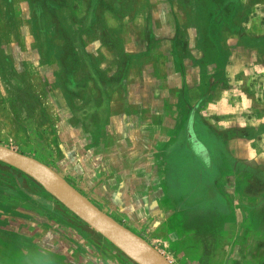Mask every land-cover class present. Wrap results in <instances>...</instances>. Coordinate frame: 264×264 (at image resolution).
I'll return each mask as SVG.
<instances>
[{
  "label": "rangeland",
  "instance_id": "374dc122",
  "mask_svg": "<svg viewBox=\"0 0 264 264\" xmlns=\"http://www.w3.org/2000/svg\"><path fill=\"white\" fill-rule=\"evenodd\" d=\"M93 37L102 39L97 48ZM105 56L107 64H119L112 80L121 83L118 90L134 66L133 85L155 97L143 100L138 119L130 117L137 126L122 133L107 129L108 95L87 98L90 73L101 83L108 79L103 68L89 67ZM121 135L137 145V173L144 186L149 181L145 192L155 190L152 170L165 175L160 194H123L126 171L133 181L135 166L115 157L111 170L104 146ZM231 139L242 142L232 147ZM246 139L255 150L250 158ZM0 144L48 163L184 264L181 244L168 241L176 203L219 202L216 177L238 165L234 158L253 166L264 189V0H0ZM110 177L115 184L107 186ZM0 254L9 256L7 264H140L34 177L2 160Z\"/></svg>",
  "mask_w": 264,
  "mask_h": 264
},
{
  "label": "crops",
  "instance_id": "0c3cea01",
  "mask_svg": "<svg viewBox=\"0 0 264 264\" xmlns=\"http://www.w3.org/2000/svg\"><path fill=\"white\" fill-rule=\"evenodd\" d=\"M77 14L73 15V19L77 18ZM105 18V17H104ZM60 22V15L55 24L57 27ZM76 23V22H75ZM41 28H43V34H48L49 25L47 22H42ZM111 31L113 35H117V32ZM40 31V32H42ZM89 31V30H88ZM155 32V36H157ZM91 44L94 42V48L96 43L101 45V40L91 39ZM127 47L128 44H126ZM147 47H145L146 49ZM33 50L32 48H30ZM34 52V51H32ZM158 52V46H153L151 49L150 56L152 61L156 58ZM144 57H146L144 55ZM107 56H105L104 61L97 64L91 63L89 67L103 68L104 73L108 79L97 80L96 75L93 77L90 73L89 78H87L88 92L87 98H98L103 91L104 97L108 95V110L110 113L109 121L107 123V129L110 132L119 129L120 133L123 130H128L132 126H137V123L132 122L130 117L134 116L138 119L141 110H144L143 100L145 98L154 99L152 96V91L147 92V96L144 95L138 87L134 86L132 81V68L124 72L125 77L123 90H118L120 85L112 84L113 75L119 70V64L106 63ZM113 58H111L112 60ZM159 60V59H158ZM175 62L173 61L174 66ZM108 66H113L108 68ZM94 72V71H93ZM95 73V72H94ZM100 83V86H98ZM92 95V96H91ZM119 101V107L117 108L116 103ZM93 108L91 103H89L88 112L92 114ZM119 117V118H118ZM153 127V125H152ZM159 124L154 125V130H159ZM172 130H175L174 124L172 125ZM171 130V131H172ZM112 135V134H111ZM116 136V135H115ZM114 136V137H115ZM115 141V142H113ZM112 142H104V146L108 148L106 150L107 155L110 159V164L117 167V161L112 158H119L121 162H127L128 158L131 159L129 163L134 164L136 169V177L133 181L130 180L128 172L126 171L125 185L126 190L123 194H160V189L163 187V182L166 177L163 175L160 179L159 173L152 170L151 174V188L155 187V190L151 192L144 190V187L149 188V181L144 186L143 176L138 175L140 163L142 160L138 157V152L136 151L137 145L134 142H128L122 139V135L119 140L113 139ZM233 141L232 147H236L238 142H242L240 139H231ZM237 142V143H236ZM243 142H249L248 154L250 158L255 155V150L252 149V144L249 139L243 140ZM137 143V142H136ZM229 143V142H228ZM158 144V142H157ZM231 146V144H230ZM135 149V150H134ZM220 152V151H219ZM128 154L130 157H128ZM233 159V157H232ZM250 160V159H249ZM233 161L237 162L231 169V176H226L228 171H220L219 175L216 177L215 189L217 190L218 197H221L219 202L215 201L211 204L202 205L201 201H196L194 204H180L173 208L175 210L173 216V224L168 223L169 234L171 240L169 241V246H176V243L181 244L185 259L184 264H263L264 262L260 260L264 258V214L257 215L256 210L263 211L264 207V189L263 187L258 188L260 185L256 180L259 175H256L253 166L247 165L240 160V158H234ZM250 162V161H248ZM128 163V164H129ZM139 164V165H138ZM120 165V164H119ZM121 169V165H120ZM223 169V167H222ZM122 171H120L121 173ZM264 172V171H263ZM112 173V171L110 172ZM226 177V178H225ZM110 181L107 186H112L115 184V178L110 177ZM113 181V182H112ZM257 184V185H256ZM251 185V187H250ZM140 187V190H135L132 192V188ZM187 193H184V195ZM183 195V194H182ZM214 195V194H212ZM122 199L124 197H121ZM198 199V198H197ZM185 205V206H184ZM145 207V206H142ZM125 209H137L126 206ZM253 209V210H252ZM251 212H254L251 215ZM257 216V217H256ZM260 218L263 221H260ZM256 227V231L254 229ZM177 248V247H176ZM9 256H1L0 254V264H7ZM7 262V263H6Z\"/></svg>",
  "mask_w": 264,
  "mask_h": 264
},
{
  "label": "water",
  "instance_id": "95a60500",
  "mask_svg": "<svg viewBox=\"0 0 264 264\" xmlns=\"http://www.w3.org/2000/svg\"><path fill=\"white\" fill-rule=\"evenodd\" d=\"M0 160L34 177L73 212L138 263L175 264L146 238L100 208L48 163L3 144H0Z\"/></svg>",
  "mask_w": 264,
  "mask_h": 264
},
{
  "label": "flooded vegetation",
  "instance_id": "af4514ba",
  "mask_svg": "<svg viewBox=\"0 0 264 264\" xmlns=\"http://www.w3.org/2000/svg\"><path fill=\"white\" fill-rule=\"evenodd\" d=\"M14 257V256H13Z\"/></svg>",
  "mask_w": 264,
  "mask_h": 264
}]
</instances>
